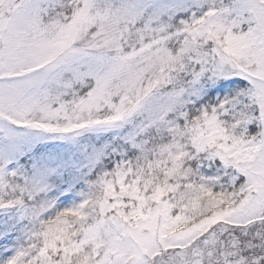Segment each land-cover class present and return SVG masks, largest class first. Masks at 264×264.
<instances>
[{
    "label": "snow or ice",
    "instance_id": "obj_1",
    "mask_svg": "<svg viewBox=\"0 0 264 264\" xmlns=\"http://www.w3.org/2000/svg\"><path fill=\"white\" fill-rule=\"evenodd\" d=\"M0 264H264V0H0Z\"/></svg>",
    "mask_w": 264,
    "mask_h": 264
}]
</instances>
